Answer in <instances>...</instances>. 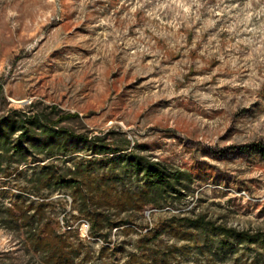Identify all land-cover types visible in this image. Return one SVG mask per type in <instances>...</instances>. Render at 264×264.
I'll return each mask as SVG.
<instances>
[{
  "label": "rangeland",
  "instance_id": "374dc122",
  "mask_svg": "<svg viewBox=\"0 0 264 264\" xmlns=\"http://www.w3.org/2000/svg\"><path fill=\"white\" fill-rule=\"evenodd\" d=\"M0 86L13 138L36 117L70 137L126 138L189 178L161 207L128 210L127 235L109 237L123 242L116 259L98 254L68 193H49L45 217L77 227L85 264H264V237L245 240L264 236V0H0ZM65 114L78 117L56 123ZM85 154L79 143L55 158ZM33 165L0 177L4 206L42 197L26 183ZM5 222L0 264H34ZM169 224L186 228L160 233L144 261L138 239Z\"/></svg>",
  "mask_w": 264,
  "mask_h": 264
},
{
  "label": "trees",
  "instance_id": "16d2710c",
  "mask_svg": "<svg viewBox=\"0 0 264 264\" xmlns=\"http://www.w3.org/2000/svg\"><path fill=\"white\" fill-rule=\"evenodd\" d=\"M71 117L78 116L61 115L56 123ZM38 120L33 117L29 121H22L15 138L14 122H10L7 117L0 121V177H8L11 167L34 164L26 183L34 193L42 196L30 202L26 210L21 209L20 205L23 204H18L19 196H14L5 206L0 202V217H6V228L21 236L20 248L27 255L29 263L85 264L90 254L89 251L81 250L84 239L79 236L77 227L72 229L66 227L62 219L58 222L45 217L46 208L52 202L47 200L49 193H68L72 209L78 214L73 219L85 220L88 223L87 236L100 241L98 254L104 258L109 252L116 259L123 252V242L110 245L109 237L113 229L121 227V232L127 235L126 225L130 221L128 210L135 208L142 213L148 206L161 207L173 194L181 195L184 181H189L183 172L171 170L161 162L131 149V142L126 138L114 143L110 142L106 134H78L70 137V133L56 126L39 125ZM79 143L85 149L83 157L72 158L69 165L66 159L61 162L56 160L55 157L65 155ZM259 152L264 158V147ZM43 156L47 159H42ZM4 193L0 189V197ZM42 193L48 194L43 196ZM166 220L172 222L176 219L170 217ZM179 220L190 221L188 218ZM190 227L225 230L207 225ZM184 228L173 224L157 226L151 236L139 238L138 248L142 245L139 251L146 255L143 260L150 258V245H154L160 233L169 231L177 235ZM258 237L264 236H248L245 238L246 243L256 244Z\"/></svg>",
  "mask_w": 264,
  "mask_h": 264
}]
</instances>
